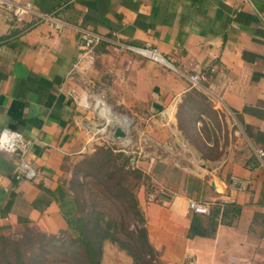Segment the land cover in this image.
Returning a JSON list of instances; mask_svg holds the SVG:
<instances>
[{
  "label": "crops",
  "instance_id": "1",
  "mask_svg": "<svg viewBox=\"0 0 264 264\" xmlns=\"http://www.w3.org/2000/svg\"><path fill=\"white\" fill-rule=\"evenodd\" d=\"M31 1L65 24L56 29L29 13L16 18L0 0V129H18L33 139L26 159L36 171L33 178L16 177L17 154L0 150V226L24 228V217L46 233L67 228L55 200L42 209L31 202L40 193L38 182L54 188L64 161L91 144L66 90L74 83L68 72L77 57L79 25L107 37L94 51L99 73L118 83L110 88L160 90L149 106L158 109L163 126L179 130L178 103L171 100L194 90L189 75L198 72L203 78L197 87L216 100L212 108L222 104L234 112L253 150L263 147L245 128L264 132V0ZM118 42L153 45L173 66ZM80 98L85 105V92ZM173 143L182 154L178 141ZM227 172L243 178L245 187L232 188ZM196 179L199 187L188 188L183 180L171 186L170 196L159 192L154 201L145 200L143 185L137 192L148 239L163 264H264V166L255 151L222 156L211 169L197 171ZM190 197L208 200L210 214L191 212ZM234 205L240 207L237 214ZM215 212L219 222L212 235H187L194 214L206 219Z\"/></svg>",
  "mask_w": 264,
  "mask_h": 264
},
{
  "label": "rangeland",
  "instance_id": "2",
  "mask_svg": "<svg viewBox=\"0 0 264 264\" xmlns=\"http://www.w3.org/2000/svg\"><path fill=\"white\" fill-rule=\"evenodd\" d=\"M120 51L124 52L122 49ZM100 66V59L95 54L92 68L87 73L73 72L74 83L66 89L72 103L77 108L76 113L84 123L87 134L91 135V144L64 161L58 181L69 179L76 171L75 166L78 161H81L85 155L93 154L98 147L104 146L123 151L126 155L133 157L136 168L142 172L139 178L131 179L130 182L136 195L143 185L146 189L153 187L170 196L173 193L171 186H180L183 180L188 188L199 187L196 179L197 171L211 169L214 162L222 156L235 152L244 157L254 151L234 112L222 104L213 109V101L216 102V100H212L206 91L203 97L195 90L204 91L202 88L196 86L190 94L182 96V100L178 102L177 99L171 100L172 103H178L177 110L182 114L181 123L185 129L183 132L180 128L175 129V126L168 124L163 126L157 115L158 109L150 108L152 101L161 96L160 90H140L139 93L137 90H114V87L110 88L109 85L115 86L118 83L108 78L107 73L101 75ZM94 67L98 68L96 74ZM82 92H85L88 102L85 105L80 98ZM103 108H111L126 117L129 124L124 127L126 136L113 137L114 127L117 126L115 123L106 128L104 132L97 129L98 125L107 120L103 116ZM115 118L113 117V120ZM173 140L178 143L181 141L179 149L182 150V154L176 150ZM231 175V172H227L228 180ZM211 176L207 173L206 179ZM86 179L89 182L88 185L93 186L92 190L96 191L97 186L92 184L94 177L89 176ZM85 194L87 195V191ZM101 197L102 206L108 213L116 217L122 216L118 202L103 198V195ZM124 220L131 227V219L126 216ZM29 226L33 230H40L34 223H29ZM23 231L22 226L14 227L10 224L2 225L0 228V234L6 237L16 236ZM68 233L65 229H58L46 235L56 234L66 237ZM104 244L102 264H136L132 256L114 242L106 241ZM157 257L159 259L157 263L163 264L158 253Z\"/></svg>",
  "mask_w": 264,
  "mask_h": 264
},
{
  "label": "trees",
  "instance_id": "3",
  "mask_svg": "<svg viewBox=\"0 0 264 264\" xmlns=\"http://www.w3.org/2000/svg\"><path fill=\"white\" fill-rule=\"evenodd\" d=\"M195 90L205 97L202 91ZM181 117V112L177 110L178 127L184 132ZM245 129L254 144L264 147V132L254 134L247 127ZM132 159L123 151L100 146L93 154L85 155L78 161L71 177L58 181L54 188L38 182L40 193L31 205L42 209L55 200L67 223L65 230L69 233L66 237L56 234L47 236L45 232L33 230L27 218L20 217L24 223L23 233L7 237L0 234V264H102L106 241L125 249L136 264H158L157 252L148 239L143 213L130 184L131 179L142 174L139 168L130 166ZM89 176L95 179L92 184L97 186L96 191L88 185L86 178ZM101 194L103 198L119 203L122 216L116 217L103 208ZM228 207L221 213L224 221L228 216ZM232 210L234 214L239 213V205H234ZM126 216L131 219V227L124 220ZM218 222L217 212L206 219L194 214L187 235H212Z\"/></svg>",
  "mask_w": 264,
  "mask_h": 264
},
{
  "label": "built area",
  "instance_id": "4",
  "mask_svg": "<svg viewBox=\"0 0 264 264\" xmlns=\"http://www.w3.org/2000/svg\"><path fill=\"white\" fill-rule=\"evenodd\" d=\"M7 6L13 9L16 18H21L23 15L29 13L33 14L39 21H47L56 29L61 28L65 21L55 12L42 11L37 9L31 0L24 1H12L2 0ZM77 38L76 48L77 57L72 63L68 74H72L77 71L80 73H87L93 66L95 60V46L103 39H107L103 34L98 31L92 30L86 26H76ZM122 47L137 52L138 54L147 57L151 60L165 63L173 66L167 58L160 52V50L149 44L137 45L132 43L118 42ZM194 85H201L202 74L198 72L191 73L189 75ZM33 144V139L26 137L22 131L18 129H12L3 127L0 129V150L15 153L18 156L16 177L33 178L36 175L35 169L29 164L26 159L28 152ZM256 156L259 158L261 164L264 166V148H254ZM133 160L130 162L131 167H135ZM230 186L232 188L242 190L245 187V181L243 178L232 174L230 176ZM162 191V189H160ZM158 190L153 187L147 189L145 193L146 201H154L157 199ZM214 204L222 205L221 202ZM187 207L191 212L210 214L212 211L211 203L207 200H199L196 198H188Z\"/></svg>",
  "mask_w": 264,
  "mask_h": 264
},
{
  "label": "bare ground",
  "instance_id": "5",
  "mask_svg": "<svg viewBox=\"0 0 264 264\" xmlns=\"http://www.w3.org/2000/svg\"><path fill=\"white\" fill-rule=\"evenodd\" d=\"M83 102L85 104H87V99H84ZM103 112V116L107 119L105 123L101 124V125H98L97 129L100 131V132H104L106 130V128H108L109 126H111L112 124H116V125H120L122 126L123 128L124 127H127L129 124H128V121L126 119V117H123L122 115L118 114L117 112H115L113 109L111 108H103L102 110ZM113 117H116L114 120H113ZM129 119V118H128ZM126 136V134L124 135ZM124 136H121V137H124Z\"/></svg>",
  "mask_w": 264,
  "mask_h": 264
},
{
  "label": "water",
  "instance_id": "6",
  "mask_svg": "<svg viewBox=\"0 0 264 264\" xmlns=\"http://www.w3.org/2000/svg\"><path fill=\"white\" fill-rule=\"evenodd\" d=\"M125 135L124 128L120 125L114 127L113 137H121Z\"/></svg>",
  "mask_w": 264,
  "mask_h": 264
}]
</instances>
